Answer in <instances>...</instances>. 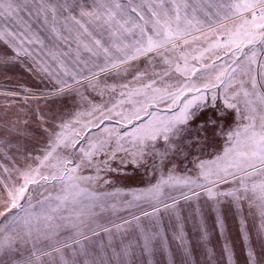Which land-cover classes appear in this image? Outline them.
<instances>
[{"label": "snow or ice", "instance_id": "1", "mask_svg": "<svg viewBox=\"0 0 264 264\" xmlns=\"http://www.w3.org/2000/svg\"><path fill=\"white\" fill-rule=\"evenodd\" d=\"M0 45V66L30 60L28 70L51 82L40 96L0 92V264H138L137 244L141 255L155 254L166 220L182 242L202 205L222 230L225 202L242 227L245 213L259 221L260 249L249 245L246 264H264V0H0ZM17 97L25 106L71 97L73 110L41 113L37 104L45 142L29 150L21 143L27 108L10 114ZM229 110L236 126L225 131ZM201 117L198 134L222 133V150L179 168L168 153L182 154ZM129 165L151 170L152 180L96 191ZM121 210L128 215L119 222L97 223ZM129 227L135 239L129 234L117 252L112 237ZM101 232L109 243L93 239ZM223 251L231 261L227 244Z\"/></svg>", "mask_w": 264, "mask_h": 264}, {"label": "rangeland", "instance_id": "2", "mask_svg": "<svg viewBox=\"0 0 264 264\" xmlns=\"http://www.w3.org/2000/svg\"><path fill=\"white\" fill-rule=\"evenodd\" d=\"M7 50L3 45H0V55L5 54ZM10 54V53H9ZM31 67L30 60H24L22 63H16L9 67L0 66V92L3 91H18L21 97L24 95V89H29L35 96H40L46 93L51 87V82L43 76L37 74L34 71H29ZM16 106L11 109V113L16 112L18 108H27L28 116L22 117L27 119L28 123L25 126L29 132L26 138L21 140V143L25 145L29 150L37 145H43L45 142L43 133L39 130V123L36 117L32 114L37 104L39 105L41 113H51L53 111L60 113H68L73 110V104L71 97L55 98L51 97L47 100L29 101L25 106L20 97L16 98ZM99 102V101H98ZM4 97L0 96V111H3ZM219 104V101H217ZM209 107H211V101H208ZM161 115L170 114L169 111L162 105L160 110ZM211 115V112L207 113ZM199 115V114H198ZM237 117L229 110L226 114V119L220 121L225 131L234 128ZM204 118L200 120H194L189 124L190 133H185V137L180 142V148L182 154L177 155L174 151H170L168 156L173 159L179 168L191 167L190 160L199 159H211L212 154L218 153L222 150L225 143V136L221 133L214 135L213 131L208 132L198 130L203 124ZM219 132V130H215ZM168 146L163 140L156 142V148L160 152H164ZM3 151V149H0ZM187 155V159H185ZM147 165L152 164V159L146 158ZM181 161L183 163H181ZM117 162L113 163V168H116ZM126 173V175H125ZM112 185H104L102 182L95 185V189L98 192H113L115 189H121L123 192H127L129 189L144 187L146 181L152 180V171L145 173L144 166L137 169L135 166L129 165L120 170L119 173L109 174ZM154 182V181H153ZM123 199V197L119 198ZM118 207H122L119 200H114ZM221 215L223 216L224 227L222 230L218 229L215 225L216 212L214 209L209 208L207 205H202V216L199 220H194L191 217L188 218L183 225V241H179L176 237L174 230L171 228V222L166 220L167 227H162L161 232L167 234V238L163 240L162 247H158L155 254L144 253L141 255L139 244L136 245V260L138 264H246L247 250L249 245L260 249L259 242L255 239V228L259 221L254 219L251 215L245 213V227L241 226V216L236 213L234 208H228L227 202L221 206ZM135 211V209H132ZM128 212L121 210L112 214L110 211H106L99 216L97 223L107 224L109 219L119 222L118 217L127 216ZM141 223H146L143 219ZM207 227L208 235L207 239L201 238V227ZM129 234L131 238L135 239V232L133 227H129L125 230L123 236L116 234L112 237V247L118 252L120 249L118 245L122 247V241L128 242ZM102 244L109 243V238L104 233H100L98 238ZM140 242L143 243L142 237ZM228 245L232 252L231 261L224 253V245ZM185 249L188 250V255L185 254ZM213 253L211 259L207 255L208 251ZM113 264H120L119 257H113Z\"/></svg>", "mask_w": 264, "mask_h": 264}]
</instances>
